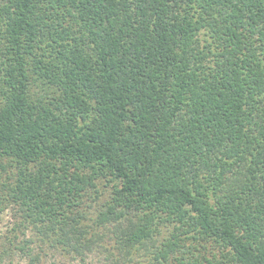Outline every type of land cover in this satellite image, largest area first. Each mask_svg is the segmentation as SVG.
I'll use <instances>...</instances> for the list:
<instances>
[{
  "label": "trees",
  "instance_id": "16d2710c",
  "mask_svg": "<svg viewBox=\"0 0 264 264\" xmlns=\"http://www.w3.org/2000/svg\"><path fill=\"white\" fill-rule=\"evenodd\" d=\"M0 213L112 264H264V0H0Z\"/></svg>",
  "mask_w": 264,
  "mask_h": 264
},
{
  "label": "rangeland",
  "instance_id": "374dc122",
  "mask_svg": "<svg viewBox=\"0 0 264 264\" xmlns=\"http://www.w3.org/2000/svg\"><path fill=\"white\" fill-rule=\"evenodd\" d=\"M106 193V188H104L100 193L103 195H100L96 203H103ZM90 202L88 201V204ZM8 218L9 216L5 213H0L1 264H112L106 257V252L96 251L97 248L81 256L77 252L64 250L60 242L50 246L53 243L52 240L43 236L42 233L35 232L31 226H29L30 229L26 228L24 233L16 229L12 231L10 227L13 220L9 221ZM7 221L9 224H6ZM26 239H31L30 245L24 249L29 253L15 248V245L23 244ZM66 246L68 248V245Z\"/></svg>",
  "mask_w": 264,
  "mask_h": 264
}]
</instances>
